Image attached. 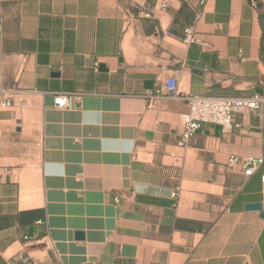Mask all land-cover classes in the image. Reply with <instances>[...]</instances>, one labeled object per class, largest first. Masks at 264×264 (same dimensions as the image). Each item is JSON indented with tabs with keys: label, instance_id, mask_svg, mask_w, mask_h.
<instances>
[{
	"label": "crops",
	"instance_id": "crops-1",
	"mask_svg": "<svg viewBox=\"0 0 264 264\" xmlns=\"http://www.w3.org/2000/svg\"><path fill=\"white\" fill-rule=\"evenodd\" d=\"M199 1L0 0V264H264V104L181 146L160 94L262 93L264 0Z\"/></svg>",
	"mask_w": 264,
	"mask_h": 264
},
{
	"label": "built area",
	"instance_id": "built-area-1",
	"mask_svg": "<svg viewBox=\"0 0 264 264\" xmlns=\"http://www.w3.org/2000/svg\"><path fill=\"white\" fill-rule=\"evenodd\" d=\"M205 0H200L202 4ZM141 9L143 15L149 16L152 11L145 4L136 3ZM166 3H160L159 7L164 8ZM168 33V31H164ZM182 41L185 43L199 42L191 27L184 29ZM97 67L98 64L95 63ZM160 94L165 98H179L186 102L188 109L181 115L182 131L179 145H184L188 139L205 123L219 125L221 131H228L233 127H239L241 124L233 120L235 112H260L264 104V91L251 96H215V95H192L178 91L176 81L173 77L165 79ZM68 93H56L53 104L56 108L66 107ZM11 105L9 97H4L0 101V107L6 108ZM261 158H241L236 155H230L227 158V166L240 165L245 176H250L260 166ZM261 185V213L264 216V173L260 174ZM33 240L32 237H23V242ZM44 249L51 248L50 241H42ZM21 264L35 263L34 259L28 256L20 258ZM87 264H100L95 260H89Z\"/></svg>",
	"mask_w": 264,
	"mask_h": 264
},
{
	"label": "water",
	"instance_id": "water-1",
	"mask_svg": "<svg viewBox=\"0 0 264 264\" xmlns=\"http://www.w3.org/2000/svg\"><path fill=\"white\" fill-rule=\"evenodd\" d=\"M258 208H261L260 204L258 205Z\"/></svg>",
	"mask_w": 264,
	"mask_h": 264
}]
</instances>
